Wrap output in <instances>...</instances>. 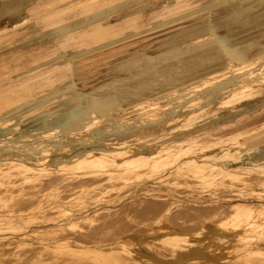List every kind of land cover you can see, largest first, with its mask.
I'll return each instance as SVG.
<instances>
[{
    "label": "bare ground",
    "instance_id": "6f19581e",
    "mask_svg": "<svg viewBox=\"0 0 264 264\" xmlns=\"http://www.w3.org/2000/svg\"><path fill=\"white\" fill-rule=\"evenodd\" d=\"M223 1L46 0L39 5L35 4L37 0H0V96H24L10 100L12 106L8 102L0 103V171H10L9 175L17 176L22 173V177L16 178V181L42 178L28 183L26 188L28 197H38L36 203L18 210L12 208V213L10 209L0 211V224L5 225L3 228L20 229L22 221L36 220L39 222L35 229H65L73 224L90 221L98 214L122 205L129 197H140L139 202L164 197L170 199L163 193L166 190L164 183L158 186L151 183L141 191L138 182L126 186L130 184V179L135 181L140 175L123 179L125 171L151 164L163 166L159 169L160 172L163 170L158 177L161 182L190 174L194 181L205 179L216 184L211 190L222 187L217 184L220 181L225 186L237 188L238 194L228 193L229 201L237 200L228 201L226 205L234 208L240 223L226 226L229 232L214 225L192 232L168 223L163 216L147 234L132 233L108 243L84 241L82 233L75 236L77 240L69 239L67 234H60L59 238L41 235L42 238H35L36 241L32 242L26 239L27 233H16L18 235H13L16 237L15 243H10L11 236L1 234L0 247H19L26 251L19 252L17 257L10 260L5 259L4 250L0 251V264H264V257H257L264 256V234L260 231L264 228V218L259 220L254 215L264 206V164L240 167L237 162L246 159L243 155L232 153L231 158H228L220 154L222 144L237 139L236 134L226 133V130H233L230 128L236 125H251L262 120L261 116L264 117V50L245 57L239 50L241 46L237 48V43L216 34L215 20L221 22L226 18H210V13L204 15V19H208V22H203L208 25L203 27L205 32L191 36V40L206 37L215 40L212 48L214 52L206 50L195 55L197 58L192 64L200 65L197 68H181L177 65L175 73L170 74V69L166 73L159 64L155 68L151 66L154 53L159 63L165 56L163 52L178 54L177 51L154 52L146 46L142 55L123 54L120 57L107 54L111 49L104 50L113 48L115 51L117 47L132 46L135 42L144 41V36L153 28L160 26L161 31L167 28L165 25L169 22H179L177 20L183 16L182 12H200ZM255 1L234 0L231 4L226 3L229 6L227 10L229 14L237 16L244 13L246 8L245 12H251L252 8L258 6ZM172 43L179 46L176 42L166 44ZM164 44L162 39L159 40L158 45ZM183 44H186L185 40ZM258 45L263 47L264 43L261 41ZM105 58L120 59L121 65L118 67L129 71L136 79L140 77L134 68L139 67L138 70L143 73L141 77L146 81L119 88L107 87L104 94H97L95 87L90 86L89 90L92 88L94 92L89 91L92 95L89 100L27 98L39 93L84 94L83 90L73 88L41 92L40 88L32 87H55L60 81H56V77L63 76L67 68L84 61L98 62ZM169 60L166 57L165 61ZM237 61L245 64L237 67L230 65ZM154 69L156 73L145 74ZM194 76L203 81H189ZM44 79L50 82L42 81ZM60 82L64 83L65 80ZM257 88L259 96H254ZM185 89H188V94ZM235 91L244 97L233 100L231 97ZM225 92L229 94L225 95ZM254 97L261 99L255 109L244 103ZM9 105L11 108H6ZM241 106L244 109L236 112ZM4 111L8 112L5 114ZM152 112L154 114L151 115ZM251 113L255 114L251 122L250 119H244ZM164 116H167L165 122L171 123V131L158 130L150 137H146L144 131L140 133L141 129H162ZM84 120L87 121L86 126ZM106 129L112 133L123 129L134 141H109L111 139L102 137ZM136 136L158 144L137 142ZM98 139H105L106 143ZM166 141L169 143L166 144ZM238 143L244 144L241 141ZM229 146L226 151L237 153L245 148L241 145L236 147L237 144ZM148 147L152 149L147 151ZM224 160L227 161L222 162ZM228 160L231 164H228ZM3 164L8 166H1ZM172 168L175 170L164 173V170ZM121 170L122 173L118 174ZM218 174L222 179L220 181ZM91 176L100 177L99 182L109 186L111 180H120L126 190L113 195L111 199L105 194L107 197L104 199H97L100 201L88 202L70 213L64 212L67 218L64 221H68L66 225L64 217L49 215L54 211H67L61 208L72 203L73 198L96 187L98 182H93L97 179H86L85 186L53 201L48 190H54L67 181L74 183L82 177ZM240 195H245V199L237 198ZM184 200L201 205L221 201L218 196L206 197L200 193L179 197L172 205H180L179 202ZM107 201L114 203V206L109 207ZM77 210L79 212L75 213ZM48 219H52L54 225H44ZM253 229L260 232L252 234L254 241L247 240L251 234L246 232ZM4 239L8 241H1Z\"/></svg>",
    "mask_w": 264,
    "mask_h": 264
},
{
    "label": "rangeland",
    "instance_id": "374dc122",
    "mask_svg": "<svg viewBox=\"0 0 264 264\" xmlns=\"http://www.w3.org/2000/svg\"><path fill=\"white\" fill-rule=\"evenodd\" d=\"M46 0H37L35 4H39L44 2ZM242 1V0H241ZM248 1V0H245ZM218 1H215L217 3ZM234 0H224L223 3L219 5H214L213 8H205L204 10L196 13H189V12H182L183 16H179L177 21L179 22H169L167 25V28L164 30L159 31V27H155L152 30L149 31L144 37V41H139L133 43L132 46L127 47H117L115 51L113 48H105V52L108 49H111V51L107 54H113L116 56L122 57L123 54H128L132 56H137L138 53L142 55L144 48L151 47V50L154 52L163 50V51H177L178 54H165L169 61H165L166 57L161 60V62H157V55L156 53L153 54L152 59V65L154 68L157 66V64L163 66V70L167 73L170 69V74H174L175 72V66L179 65L181 68H189L190 66H193V68H197L200 65H193L192 62L197 58L195 56L196 54H201L202 51L210 50L213 51L214 47V38L213 37H206V38H197L194 40H191L193 35L200 32H205V29L203 27L208 26L207 24H203V22H208V19H204V15L207 13L212 14L210 18H219L224 17L225 20H222L221 22L216 19V34L218 37L222 38H228L229 40L234 41V43H237L235 47H240L239 49L242 53L245 54V57L254 56L257 55L260 51L264 50V46L258 45L259 42L264 43V0H256L254 3H256L255 8H252L251 12H245L236 15V14H229L228 4L233 3ZM228 3V4H226ZM215 13V14H214ZM1 22V21H0ZM6 22V21H5ZM3 22V23H5ZM224 22V23H223ZM176 23L175 25H173ZM230 23V24H229ZM165 43L164 45L160 46L158 45L159 40H161ZM186 41V44H183V41ZM191 40V41H189ZM168 42H176L179 44V46H176L174 43L168 45L166 43ZM214 52V51H213ZM104 53V52H103ZM161 53V52H160ZM102 54V53H100ZM99 54V55H100ZM162 54V55H163ZM98 56V55H97ZM179 56V58L177 57ZM174 57H177L175 60ZM120 59H103L102 61H88V63H83L74 65L66 70H64V75H58L59 77H56V81L65 80L64 83L58 82L55 87H50L48 85L45 86H34L32 88H40L39 91H50V90H65V89H79L83 90L84 94L82 95H63V94H50V93H39L37 95H31L27 98H35V97H49V98H55V99H64L66 98H78V99H90L92 98V95L90 93H93L94 91L97 92V94H104L108 90L107 87H122L127 85H133L136 82L143 83L146 80H143L141 76H143V73L141 74L139 67L134 68V70H137V76L140 78H133L132 75H130L129 71L122 70L118 66L121 65ZM245 63H241L240 61L230 63V65H234V67L244 65ZM222 66V65H221ZM156 69L144 71L145 74H148L149 72L156 73ZM150 74V73H149ZM92 76V77H90ZM131 77V78H129ZM142 78V79H141ZM53 79V78H52ZM153 79L156 80V77H153ZM194 80L195 83L203 81V79L198 80V77L194 76L193 78H189V81ZM42 81H49V79H44ZM50 82V81H49ZM71 84L69 85V83ZM74 82L75 84H72ZM191 83V84H195ZM189 84V85H191ZM68 85V86H67ZM93 86L95 87L94 91L91 88L89 90V87ZM164 88H170V86H164ZM90 91V93H89ZM174 91V90H173ZM172 91V92H173ZM184 91L188 94V89H185ZM239 91H235V95L231 98L233 100H239V98L244 97L243 94L238 93ZM187 94L185 96H187ZM229 93L225 92V95H228ZM189 96V95H188ZM254 96H259L258 88L256 89V93ZM24 96L22 94H9L6 96H0V103L8 102L10 104V100L14 99H21ZM26 97V96H25ZM261 99L254 97L248 100H245L244 103H247L250 108H257L258 105H256L258 102H260ZM14 102V101H11ZM185 103V102H184ZM228 103V102H227ZM189 105H192L188 103ZM226 104V103H224ZM222 104V105H224ZM11 105V104H10ZM7 106L6 108H11ZM12 106V105H11ZM184 107H186V104H184ZM261 107V106H259ZM5 108V109H6ZM186 109H189V107H186ZM241 109H244L243 106L239 107L237 111H240ZM9 111V110H8ZM8 111H4L5 114ZM172 112V111H171ZM154 114V112L151 113V115ZM228 115V113H227ZM225 115V116H227ZM4 116V114H3ZM243 117V116H242ZM255 114H250L249 116H246L244 119H250V122L254 119ZM167 116H164L163 120L166 121ZM225 119V118H223ZM260 119H264L263 116L260 117ZM222 120L221 122H223ZM226 121V120H225ZM263 121V122H262ZM86 120L83 121V123L86 124ZM227 122V121H226ZM171 123L165 122L163 123L162 129H144L140 130L141 132L146 133V137H150L153 134H156L158 130H170ZM229 127V126H227ZM226 128V127H224ZM223 128V129H224ZM230 129L233 130H226V133H233L237 135V139L232 140L230 142H226L225 144H222L221 146V157L227 156L228 158H231L232 153H235V155H243V160L238 161L237 163L240 164V167L248 165L250 167H257V164H264V120L255 121L251 123V125L241 124L236 125L234 127H231ZM167 131L166 133H168ZM102 137L111 139L109 141H118V142H126L127 139L130 141H134V139L129 137V134L127 135L126 131L123 129L115 130V132H110L109 129H106L102 133ZM263 139V140H262ZM99 142H105L106 140H100ZM135 141H140L142 143H149L151 145L158 144L156 142H150L148 140H143L139 136L135 137ZM241 141L244 144H239L238 142ZM168 144L169 142H165ZM125 144V143H123ZM121 144V145H123ZM231 144H237L236 147L239 145L243 146L244 150L242 152L237 151H226L229 145ZM27 145V144H26ZM132 146H137L135 144H132ZM254 146V147H253ZM149 151L152 149V147L147 148ZM260 149V150H259ZM27 150H22L21 152H24ZM260 151V153H258ZM257 152V153H256ZM256 154V155H255ZM254 156V158H252ZM227 160H224L222 162H225ZM4 162V161H2ZM228 164H231V161L228 160ZM3 167H7V164L1 165ZM163 167V166H162ZM160 166L151 164L148 166H144L140 169L137 168V170H133V168L128 169L123 173V179L131 176H138L135 181L130 179V184L126 185L131 186L134 182H138V189L141 191L144 186L146 185H154L158 186L164 183L166 190L163 191L168 198H163L160 200H150L148 202H144L143 200H138V198H132L130 197L120 206L113 208L108 211H104L100 214H98L94 219L90 221L81 222L80 224H73L69 228H61V227H54L52 229L49 228H39L35 229L36 225L39 221L36 220H30V221H22V227L20 229H13V228H3L5 226L4 224H0V235H8L11 236L9 241L10 243H15L16 237H13L16 233H27V240L29 242H32L35 240V238H42L41 235H44L46 237L51 238H59L61 235L67 234V237L69 239H76L75 236H79L80 233L83 234L82 239L84 241L92 240V241H105V243L108 242H116L120 238H125L128 236V234L137 233L138 234H147L150 232L151 228L158 224L160 222V218L164 216L165 220L172 224L179 226L185 231H192L196 232L198 229L202 230L204 227L208 225H214V226H220V228L226 232H229V229L226 228L230 226H234L235 224L239 225L240 223L237 221V216L234 212L233 207H228L226 204L229 201L230 197H228V193H236L238 194L239 190L235 187H228L221 183L218 174V181L217 183L219 186L218 189L211 190L210 188L214 187L216 184H212L210 181H206L205 179L201 180H193L191 179L190 174H182L179 175L176 179H173L172 181H165L161 182L160 176L161 173H163V170L160 172ZM9 168V167H8ZM7 168V169H8ZM171 170H164V173L167 171L170 172ZM175 170V169H174ZM3 171V173H2ZM0 171V211L2 210H8L10 209V213H12V208L22 209L25 208L26 205L34 204L36 203L38 197H28V193L26 192V188H28V183L31 182H37L40 181L42 178H36L33 181H27V179H20L16 181V178L22 177V173H18L17 175H9L10 171L2 170ZM6 171V172H4ZM123 170L118 172V174L122 173ZM144 172V173H143ZM159 172V173H158ZM157 173V174H156ZM50 175V174H47ZM6 176V177H5ZM13 176V177H12ZM154 176V177H153ZM68 177L69 176H64ZM100 177L91 176L89 177H82L78 182H72L67 181L64 185L54 189V190H48V193L50 194V197L54 200V198H60L63 195L70 194L74 189L82 188L86 184L87 180H96L93 182H98L97 186L92 188L91 190H87L83 192L79 197L73 198L71 201L72 203L66 204L65 207H62L61 209H65L67 211H54L50 213L49 215L51 217L57 216L59 218H63V221L67 219L63 213L64 212H72L73 209H76L77 207L86 204L89 202L92 203L93 201H100L97 200L98 198L104 199L105 197H109V199L113 198V195H116L118 193H122L123 190H126V186H123L122 183H120V180H111L110 186L109 184H102L103 182H99ZM140 178V179H138ZM143 178V179H142ZM145 180V182H144ZM203 180V181H202ZM207 182V184L205 183ZM144 182V183H143ZM147 183V184H146ZM150 183V184H149ZM212 184V185H211ZM107 185V187H106ZM122 185V186H120ZM109 188V189H108ZM121 188V189H120ZM108 189V190H107ZM118 189V190H116ZM226 189V190H225ZM117 192H116V191ZM46 191V190H45ZM43 191V192H45ZM115 191V192H114ZM41 192V194L43 193ZM221 192V193H219ZM203 193L206 195V197H212V196H218L221 201L219 203L213 204H193V203H187V201L179 202L180 205H172V202L175 201L179 197L183 196H192L195 194ZM214 193V194H213ZM102 194L104 196H102ZM107 194V195H105ZM125 194V193H124ZM163 194V195H164ZM220 194H222L220 196ZM225 194V195H224ZM176 195H178L176 197ZM257 196V194H254ZM58 196V197H56ZM224 196V197H223ZM222 197L224 199H222ZM245 199V195H240L237 198ZM101 199V200H102ZM108 198L106 200H109ZM237 199H231V201H235ZM58 201V200H56ZM138 201V202H137ZM229 201V202H231ZM254 202H258L257 199H253ZM105 202V201H104ZM109 207H113L114 203L111 201L106 202ZM113 204V205H112ZM93 206V204L91 205ZM51 209H56L55 207H50ZM95 209V207H92ZM77 210L75 213H78ZM260 213V214H259ZM80 214V213H79ZM77 215V214H76ZM243 215V214H242ZM257 219L262 220L264 218V206L259 208L255 214ZM261 216V217H260ZM53 219V218H52ZM52 219H48L44 221V225L51 226L54 225V222H52ZM18 221V220H16ZM48 221V222H47ZM19 222V221H18ZM242 222V221H241ZM65 225L68 224V221H64ZM239 223V224H238ZM262 223H264V219L262 220ZM45 226V227H47ZM68 226V225H67ZM46 229V230H45ZM44 230V231H42ZM255 231V232H254ZM264 234V228L263 230H260ZM260 231H257L256 229L250 230L246 232L247 234H251L247 238V240L254 241V234L259 233ZM254 232V233H252ZM16 234V235H18ZM61 234V235H60ZM253 234V235H252ZM1 241H8V239H4ZM36 241V240H35ZM17 252V250H19ZM4 250V251H3ZM0 251L6 252L5 253V259L10 260L14 259L19 255V252L24 253L26 249L19 248V247H0ZM257 257L263 258L262 255H257Z\"/></svg>",
    "mask_w": 264,
    "mask_h": 264
},
{
    "label": "crops",
    "instance_id": "0c3cea01",
    "mask_svg": "<svg viewBox=\"0 0 264 264\" xmlns=\"http://www.w3.org/2000/svg\"><path fill=\"white\" fill-rule=\"evenodd\" d=\"M262 120H264V119H262ZM260 121V120H259ZM263 122V121H262Z\"/></svg>",
    "mask_w": 264,
    "mask_h": 264
}]
</instances>
